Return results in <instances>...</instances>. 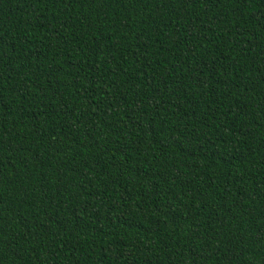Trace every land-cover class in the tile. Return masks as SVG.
<instances>
[{"label":"trees","instance_id":"obj_1","mask_svg":"<svg viewBox=\"0 0 264 264\" xmlns=\"http://www.w3.org/2000/svg\"><path fill=\"white\" fill-rule=\"evenodd\" d=\"M0 264H264V0H0Z\"/></svg>","mask_w":264,"mask_h":264}]
</instances>
